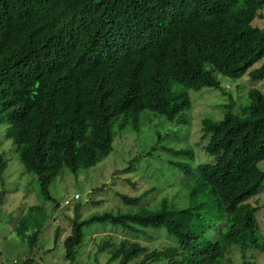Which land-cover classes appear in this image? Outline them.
<instances>
[{
	"label": "trees",
	"instance_id": "trees-1",
	"mask_svg": "<svg viewBox=\"0 0 264 264\" xmlns=\"http://www.w3.org/2000/svg\"><path fill=\"white\" fill-rule=\"evenodd\" d=\"M245 73L264 80V0H0V128L50 202L53 180L107 157L117 131H139L144 117L187 125L190 89H218L217 74ZM230 100L221 119H201L200 149L212 160L196 161L191 127L188 138L160 144L159 136L147 151L177 178L184 203L173 201L177 190L156 201V184L115 191L122 204L86 218L76 203L62 240L69 264L93 223L124 234L99 245L105 264H233L238 256L252 264L254 252L264 253L259 207L247 203L264 187V91L249 88L239 112ZM135 160L120 170L133 189L138 181L127 172ZM6 163L0 152V174ZM34 208L11 229L29 249L45 217ZM157 230L171 241L154 247L140 239ZM23 264L36 263L30 256Z\"/></svg>",
	"mask_w": 264,
	"mask_h": 264
},
{
	"label": "rangeland",
	"instance_id": "rangeland-1",
	"mask_svg": "<svg viewBox=\"0 0 264 264\" xmlns=\"http://www.w3.org/2000/svg\"><path fill=\"white\" fill-rule=\"evenodd\" d=\"M256 22L260 25L262 20ZM258 64L260 62L255 63L251 68ZM216 76L221 88L205 87L198 91L189 90L191 108L187 112L189 116L187 125L174 126L168 122L162 125L159 117L152 122L144 117L146 125H143L139 131H117L113 141V150L107 157L95 166L80 169L76 174L64 169L53 180L50 185L53 202L42 197L35 174L24 168L13 150L11 140L4 137L3 128H0V152L7 159L6 167L0 174V190H4V199L0 205V264H23L25 258H30V256L34 258L36 264H69L64 257L62 240L70 232V219L74 215L76 203L80 204L79 216L86 218L122 204L120 198L115 196V191L136 194L156 184L162 187L155 195L156 201L160 199L161 191L171 200L177 190L179 196L175 193L176 197H173V201L183 204L185 199L180 196L182 192L181 188L178 189V181L175 184L172 183V179L177 180V178L167 171L168 167L166 168L164 162L155 155L156 153L147 154L151 145L155 144L159 136H161L160 144H170L177 140L175 137L188 138L187 130L190 127V141L193 145L199 144L203 141L199 132L201 119H221L228 110L227 104L231 98L233 104L230 109L233 112H239L241 106H244L249 88L258 87L264 91V80L256 82L250 80L247 73L240 78H231L221 74ZM200 148L201 144L196 146L197 162L213 159L210 155L204 154ZM140 153L144 155L141 156ZM133 157H137V160L133 162V169L127 174L138 181L137 184L135 183L136 189H133L127 182L122 183L120 179L125 176V172H120V170H124ZM259 166L264 167V160L259 163ZM74 194H78L79 198L74 199ZM66 199L71 200L70 204L64 203ZM99 200L102 201L100 204L94 203ZM247 203L259 207L257 217L264 227V187ZM30 206L35 207L32 212L45 215L43 216L44 221H41L39 241L33 249H29L11 230L16 224V219ZM57 226H61V231L58 241L55 242L54 234ZM110 226L109 223H93L85 227L82 242L84 246L79 250V256L74 264H105L108 256L106 252L99 251V245L106 237L115 241L124 238L122 230ZM151 235L152 238L142 237L140 239L154 247L164 246L171 241L163 230L152 231ZM251 258L252 264H264V253L254 252ZM239 262L240 256L234 257L233 264H239ZM110 264H117V262L112 261Z\"/></svg>",
	"mask_w": 264,
	"mask_h": 264
},
{
	"label": "built area",
	"instance_id": "built-area-1",
	"mask_svg": "<svg viewBox=\"0 0 264 264\" xmlns=\"http://www.w3.org/2000/svg\"><path fill=\"white\" fill-rule=\"evenodd\" d=\"M74 197L77 198L78 197V194H74ZM70 201H71L70 199H66L64 203L65 204H68Z\"/></svg>",
	"mask_w": 264,
	"mask_h": 264
},
{
	"label": "clouds",
	"instance_id": "clouds-1",
	"mask_svg": "<svg viewBox=\"0 0 264 264\" xmlns=\"http://www.w3.org/2000/svg\"><path fill=\"white\" fill-rule=\"evenodd\" d=\"M74 197V196H73Z\"/></svg>",
	"mask_w": 264,
	"mask_h": 264
}]
</instances>
